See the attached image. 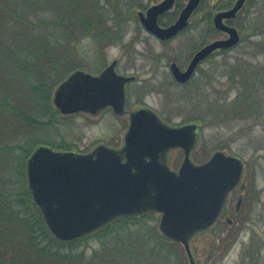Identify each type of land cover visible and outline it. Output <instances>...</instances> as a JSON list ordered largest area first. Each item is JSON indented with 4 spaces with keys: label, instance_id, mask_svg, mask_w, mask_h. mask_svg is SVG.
I'll list each match as a JSON object with an SVG mask.
<instances>
[{
    "label": "rangeland",
    "instance_id": "rangeland-1",
    "mask_svg": "<svg viewBox=\"0 0 264 264\" xmlns=\"http://www.w3.org/2000/svg\"><path fill=\"white\" fill-rule=\"evenodd\" d=\"M161 1L92 0L100 8L96 14L103 37L99 41L85 38L76 46V70L99 75L117 61L118 74L136 76L126 85V112L116 115L112 108H103L96 113L63 114L54 103V88L52 104L60 112L61 121L51 130L53 146H40L83 154L100 145L122 149L130 113L140 109L155 112L171 127L198 124L192 162L203 164L216 152H223L240 158L244 172L238 190L229 195L215 225L190 240L192 258L196 264H264V0L247 1L232 22L242 33L241 42L232 49L216 50L201 62L186 84L173 78L171 63L185 69L197 50L226 38L214 29L212 19L236 0H204L188 27L165 43L147 32L138 18L139 12ZM175 1L163 27L176 22L189 0ZM114 8L119 9L117 15ZM246 72L249 80L244 79ZM254 73L258 75L256 86L243 93L254 96L255 110L246 112L242 106L241 117L249 118H233L230 106L238 99V87L242 90L239 84L244 80L254 85L250 80ZM183 154L182 149L170 153L172 170L180 169ZM238 194L243 200L237 212ZM160 220L161 214L156 212L114 219L102 229L72 241V246L63 249L70 258L60 264H190L184 246L162 234Z\"/></svg>",
    "mask_w": 264,
    "mask_h": 264
},
{
    "label": "water",
    "instance_id": "water-1",
    "mask_svg": "<svg viewBox=\"0 0 264 264\" xmlns=\"http://www.w3.org/2000/svg\"><path fill=\"white\" fill-rule=\"evenodd\" d=\"M175 0H163L138 18L144 29L167 41L185 30L201 0H189L175 23L161 27L158 19L170 11ZM246 0H237L229 10L215 15L216 30L228 34L197 51L187 70L173 62L177 83L188 82L197 67L216 50H227L240 42V33L224 23L235 18ZM112 62L98 76L76 70L55 88L54 103L63 114L96 113L112 108L126 112V85L136 76H122ZM130 126L122 149L100 145L90 153L56 151L38 147L28 160L30 195L45 224L57 240L72 242L97 231L114 219L161 214L159 229L168 239L181 243L190 264H196L190 240L219 218L228 194L242 179L244 164L235 156L216 152L210 160L195 165L191 153L198 124L171 127L149 110L130 113ZM182 149L184 160L178 171L169 167L170 153Z\"/></svg>",
    "mask_w": 264,
    "mask_h": 264
},
{
    "label": "trees",
    "instance_id": "trees-1",
    "mask_svg": "<svg viewBox=\"0 0 264 264\" xmlns=\"http://www.w3.org/2000/svg\"><path fill=\"white\" fill-rule=\"evenodd\" d=\"M91 2L0 0V264H60L70 258L63 249L73 243L50 234L29 194L27 162L37 147L54 144L51 130L61 115L52 95L78 68L76 46L85 38L103 37L96 14L100 8ZM257 76L250 79L254 85L243 79L239 84L242 90L239 86L230 106L233 118H249L241 117L242 106L255 110L254 96L247 92Z\"/></svg>",
    "mask_w": 264,
    "mask_h": 264
},
{
    "label": "flooded vegetation",
    "instance_id": "flooded-vegetation-1",
    "mask_svg": "<svg viewBox=\"0 0 264 264\" xmlns=\"http://www.w3.org/2000/svg\"><path fill=\"white\" fill-rule=\"evenodd\" d=\"M218 1H220V0H218ZM247 1L248 0H246V2H245V4H244V6L241 8V10L237 13V15H236V17L235 18H237L238 16H239V14L241 13V11L243 10V8L245 7V5H246V3H247ZM203 2H204V0H201V2H200V4H199V6H198V8L197 9H201V6L203 5ZM236 2H237V0L235 1V3L232 5V6H230L229 8H225V9H221V10H219L217 13H215L214 14V16H213V19L215 18V15L216 14H218V13H220V12H222V11H226V10H229V9H231L235 4H236ZM219 3H221V2H219ZM158 4V3H157ZM155 5V4H154ZM152 6H153V4H152ZM218 6V5H217ZM151 7V6H150ZM149 9V8H148ZM196 9V10H197ZM171 11V10H170ZM170 11H168V12H166L165 14H163V15H161L160 17H159V19H158V23H159V25L161 26V27H163L162 25L164 24L163 22H164V17L166 16V14H168ZM198 11V10H197ZM192 17V16H191ZM235 18H231V19H224V23L225 24H227V25H229V26H231V27H234L235 29H236V27L235 26H233L232 25V22L235 20ZM205 19V18H204ZM212 19V20H213ZM140 21V20H139ZM189 21V20H188ZM141 23V22H140ZM175 23V22H174ZM142 25V24H141ZM172 25V24H171ZM188 25H189V23H188ZM213 26H214V20H213ZM188 27V26H187ZM186 27V28H187ZM214 29L216 30V28H215V26H214ZM238 30V29H237ZM218 32H221V33H223V34H225L226 35V38H228V34L227 33H225V32H223V31H220V30H217ZM239 31V30H238ZM181 33V32H180ZM179 33V34H180ZM239 33H240V37L242 38V33L239 31ZM178 34V35H179ZM177 35V36H178ZM176 36V37H177ZM241 38H240V42H241ZM225 39V38H224ZM162 41V40H161ZM167 41H169V40H167ZM164 42V41H163ZM239 42V43H240ZM165 43V42H164ZM238 45V44H237ZM236 45V46H237ZM197 51H199V50H197ZM217 51H219V50H217ZM216 52V51H215ZM195 55V54H194ZM194 57V56H193ZM192 57V58H193ZM192 60V59H191ZM190 62V61H189ZM177 64V63H176ZM190 64V63H189ZM178 65V64H177ZM179 66V65H178ZM180 67V66H179ZM187 67H188V65H187ZM187 67L185 68V69H181V67H180V69L181 70H187ZM198 68V67H197ZM171 71V70H170ZM197 71V70H196ZM195 71V72H196ZM172 74V73H171ZM195 74V73H194ZM194 74H193V76H194ZM173 76V75H172ZM193 76H192V78H193ZM174 78V77H173ZM191 78V79H192ZM190 79V80H191ZM190 80L188 81V82H190ZM187 83V82H186ZM185 83V84H186ZM238 187V186H237ZM237 187L233 190V191H231L230 193H229V195L230 194H234V192L236 191V190H238L237 189ZM229 197V196H228ZM228 199V198H227ZM237 200H238V202L237 203H235L236 205H235V207H236V211L238 212V211H240V209H241V203H242V200H243V198H242V195L241 194H238L237 195ZM226 203H227V201H226ZM225 206H226V204H225ZM232 221L230 220V223H231Z\"/></svg>",
    "mask_w": 264,
    "mask_h": 264
}]
</instances>
